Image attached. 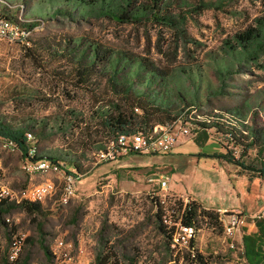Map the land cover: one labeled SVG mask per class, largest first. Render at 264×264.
<instances>
[{
	"label": "rangeland",
	"instance_id": "374dc122",
	"mask_svg": "<svg viewBox=\"0 0 264 264\" xmlns=\"http://www.w3.org/2000/svg\"><path fill=\"white\" fill-rule=\"evenodd\" d=\"M2 3H8L14 13L17 9L37 19L32 40L42 38L54 47L35 46L34 54H28L21 44L0 40V117L15 126L29 127L35 135L37 153L77 159L83 175L76 181L75 196L66 204L58 202L59 179L53 173L45 176L58 186L56 193L43 202L42 213L28 215L19 208L5 213L4 217L8 216L10 221L0 224V244L9 240V234H3L7 229L24 237L23 251L16 264H55L53 257L46 258L42 244L51 252L59 237L71 244L66 250L68 264H130L128 257L134 264L184 262L186 249L172 246L170 239L155 226L154 197L163 202V222L167 227L177 220L178 202L191 197L170 191L167 186V189L161 188L157 182L146 180L143 173L128 171L120 175L116 160L95 162L97 145L112 137L101 125L99 107L103 103V88L94 87L103 82L98 79L96 82L95 78L77 81L70 73L73 63L64 45L71 46L76 38H83L82 42L89 39L144 54L160 66L185 67L192 70L193 79L181 73V90L192 95L195 91L198 93L193 97L196 109L191 110L194 106L186 109L187 115L193 117L214 109L223 112L237 107L244 115V123L258 128L264 125V66L249 65L241 71L230 68L226 72L220 65L217 70L216 59L221 56L223 38L242 27L246 17L251 19L260 13L262 5L257 0H238L225 11L205 9L199 15L190 13L186 27L196 42L184 46L174 44L175 37L165 29L158 33L156 26H148L145 31L144 27L134 24L55 13L63 0H0ZM55 47L65 55L51 53ZM261 60L264 62V57ZM175 82L169 80L168 84ZM170 93L174 97L175 92ZM193 129L192 138L187 140L196 148L204 147L205 152L201 153L198 163L197 156H182L170 162L174 169L171 178L194 179L197 191L207 192L213 199L217 197L220 203L234 205L232 211L245 215L242 227L246 232H253L256 230L253 215L264 208V182L244 173L230 186H223L221 176L211 169L216 160L211 150L223 144L238 155L240 147L234 146L227 134L214 129L208 131L206 141L199 143L195 138L201 139L202 133L195 126ZM187 140L180 139L176 144L190 142ZM159 154H128L120 165L136 168L152 162L162 163L164 159ZM245 158L259 161L264 159V152L258 155L255 148H250ZM188 159L189 162L183 161ZM21 164L19 152L0 146V185L19 190L44 178L26 174ZM64 166L69 170L74 168L67 160ZM200 178L209 183L200 186L196 183ZM197 223L196 243L206 259L205 264H247L241 233L236 231L232 237L224 238L218 223L206 217L198 218ZM230 240L233 247L228 245ZM99 251L102 259L98 262Z\"/></svg>",
	"mask_w": 264,
	"mask_h": 264
},
{
	"label": "trees",
	"instance_id": "16d2710c",
	"mask_svg": "<svg viewBox=\"0 0 264 264\" xmlns=\"http://www.w3.org/2000/svg\"><path fill=\"white\" fill-rule=\"evenodd\" d=\"M237 1L63 0V3L54 12L86 20L105 19L120 24H134L137 27H144L145 31H147L148 26H156L158 27V33H161L163 28L175 37L174 44L179 45L181 43L185 46L188 43L196 42L188 33L186 27L187 17L192 15L190 13L199 15L205 9L225 11L228 8L227 6ZM257 1L262 5L260 13L254 15L251 19L246 17L245 21L247 22L242 27L233 32L231 36L223 38L222 53L216 59L217 70H220L219 65L226 72H229L230 68L241 71L246 69L247 66L250 67L249 65L264 66V62L261 60L264 57V0ZM0 13L29 28L35 27L38 23L37 19L30 18L23 13L20 19L17 9L14 13L8 3L0 5ZM82 39H74L71 46L64 45V49H67L68 56L71 63H73L70 73L77 81L86 82L95 78L96 82L97 79L103 82V84H94V87H102L104 91L103 103L99 107V113L101 125L108 135L113 137L123 132H146L154 125H167L177 118H182L184 121L193 122L196 129L201 131V139L195 138L199 143L206 141L209 136L208 131L211 129L227 134L231 143L240 147V153L236 155L232 149L222 144L224 150L215 152L214 155L238 165L241 171L248 174L249 178L258 177L264 182V159L247 161L245 158L250 148H255L258 155L264 152V125L258 128L247 125L244 123V115L237 107L223 112L214 109L211 112L193 115V117L187 115L185 113L186 109L192 106L194 107L191 110L196 109L193 97L195 98L198 93L195 91L192 95L183 92L179 80L181 73L193 79L192 70H187L185 67L172 69L160 66L154 59L144 54L89 39H84L82 42ZM32 42L34 45L30 44ZM19 44L26 49L28 54H34L35 46L42 49L54 47L52 43L45 42L42 38L32 40V35L27 38V42ZM59 51L55 47L51 53L65 55ZM169 80L174 82L176 80L177 84L176 82L175 84H168ZM171 91L175 92L174 97L171 96ZM26 131L31 130L25 125L15 126L0 117V138L12 139L17 146V152H19L21 159L34 160L46 157L50 161L62 165V168L66 171H70L63 167L64 161L67 160L74 166L73 169L77 174L81 173L83 175L81 165L77 159H68L57 154L39 153L30 157L28 155L29 141L26 138ZM106 143H100L97 147L99 149L103 148ZM154 201L156 207L154 214L155 226L163 236L171 241L173 227H167V224L163 222V202H160L157 196L154 197ZM178 203V215L175 217L177 219L175 221L179 220L183 224H193L198 228V218L206 217L209 221L218 223L219 227L222 228L214 209L203 208L197 200L191 198L185 202L181 200ZM12 208L22 209L28 215H36L42 213L43 203L28 200L15 203L3 200L0 202V224H5L4 214ZM32 218L34 219V216ZM255 225L256 230L253 232H246L243 228L241 236L243 257L247 264H264V216L256 218ZM9 233L10 230L7 229L3 234L8 235ZM165 243H168V240ZM166 245L168 246V244ZM42 246L46 258L51 260L52 254L48 246L45 244H42ZM183 257L184 262L181 264L206 263L204 255L198 251L197 247L193 252L186 249ZM128 258L129 263L134 264L133 259ZM27 259L28 256L25 255L23 261L26 262ZM101 259L102 252L99 251L96 254V261L99 262ZM5 263L6 258L3 257L2 264Z\"/></svg>",
	"mask_w": 264,
	"mask_h": 264
},
{
	"label": "built area",
	"instance_id": "2783aa9c",
	"mask_svg": "<svg viewBox=\"0 0 264 264\" xmlns=\"http://www.w3.org/2000/svg\"><path fill=\"white\" fill-rule=\"evenodd\" d=\"M18 17L22 18V12H18ZM33 28L23 26L19 22L10 17H6L0 13V40H8L16 43L27 42V38L32 34ZM194 125L190 121H184L182 118H177L174 122L162 125H154L149 131H134L118 133L110 138L105 147L100 148L95 154V162H111L117 160L121 154L135 152H168L176 145L180 139L187 140L192 138L194 134ZM26 138L29 141L28 155L33 157L37 153L35 145V137L31 131H26ZM0 146L18 151L15 142L7 137L0 138ZM22 170L32 176L38 175L44 177L37 182H32L29 185L14 190L6 185H0V202L13 201L19 203L22 200L32 202H44L57 191V185L54 181L45 177L53 173L61 184L58 202L66 204L71 197L75 196L76 181L81 173H76L74 169L66 171L62 165L50 161L46 157L31 159H22ZM63 167H65L63 165ZM149 182L156 180V176L150 174L147 176ZM159 185L164 188L166 180H159ZM218 215V220L222 225L224 238L232 237L237 231L241 233L242 225L245 223V215L243 213L228 211L227 209L215 210ZM264 216V208L253 215L254 219ZM5 223L10 221L8 216L4 217ZM171 245L180 249L185 248L193 252L197 247V231L198 228L193 224H183L179 220L172 222ZM228 245L233 247V241H229ZM24 246V237L15 233H9V240L5 244H0V264L3 257L6 258L5 264H16L19 260ZM71 246L70 242L59 237L55 240L52 248V257L55 264H68L70 261L67 255V247Z\"/></svg>",
	"mask_w": 264,
	"mask_h": 264
},
{
	"label": "crops",
	"instance_id": "0c3cea01",
	"mask_svg": "<svg viewBox=\"0 0 264 264\" xmlns=\"http://www.w3.org/2000/svg\"><path fill=\"white\" fill-rule=\"evenodd\" d=\"M187 141H190V142H185L183 144L184 146L182 145V143H178L172 148V150L168 152H147L151 154L161 153L159 155H161L164 159L162 163L152 162V163H147L146 165H142L140 167L138 166L136 168L135 167L131 168L129 166L120 165L121 159L127 158L126 155L128 154L130 155L131 154H141L142 152L140 153L127 152V153L121 154L118 160H116V167L118 169V173H120L121 175V174H127L128 171H132V172L135 171L136 173L145 174L144 178L146 180H147V176L150 174H153L154 176L157 175L156 180L153 182H157L159 184V180L164 178L166 180V185L164 188H166L167 186L168 190L170 191L178 193L179 195H182L184 197L189 196L191 198H194L205 208L214 209V210L221 208V209H227L228 211L234 210V205L228 206L226 204L220 203L218 202L217 197L213 199L207 194V192L201 193L200 190L197 191L196 189H194V182H195L194 179L184 181L183 177H178L175 180L171 178V175L174 174L173 173L174 169L170 165V162L173 163L174 161H176L178 157H182V156H186V157L187 156H192V157L197 156L196 161L198 163L199 158L202 156L201 153L205 152L204 147L200 146L199 148L198 147L196 148V146L192 143L191 140H187ZM211 151L221 152L223 151V148L222 146L216 145ZM196 153L201 154V155H196ZM213 156L216 158V160L212 162L211 169H213L216 173H218V175L221 176L220 179L222 180L223 186H226V185L230 186V183L233 184V182L236 181L239 174L246 173V172L241 171L238 165L232 162H228L219 156H216V155H213ZM183 161L189 162V159L183 160ZM216 164L218 166H215ZM225 172H227V176ZM223 178H225V180H223ZM178 182H183V184H178ZM196 183L199 184L200 186H202L203 184L207 185L209 183V180L200 178L198 179ZM231 193H233V190H231ZM221 198L223 199V197ZM255 220L256 219L252 221L254 222V224H255ZM242 232H243V227H242L241 235H242Z\"/></svg>",
	"mask_w": 264,
	"mask_h": 264
}]
</instances>
